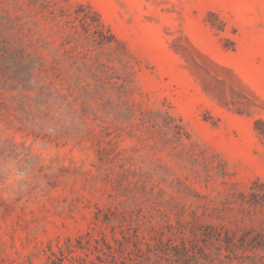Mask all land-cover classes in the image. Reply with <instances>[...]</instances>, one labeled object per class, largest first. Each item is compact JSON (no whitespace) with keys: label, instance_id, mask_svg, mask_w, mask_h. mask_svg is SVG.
Here are the masks:
<instances>
[{"label":"rangeland","instance_id":"1","mask_svg":"<svg viewBox=\"0 0 264 264\" xmlns=\"http://www.w3.org/2000/svg\"><path fill=\"white\" fill-rule=\"evenodd\" d=\"M0 264H264V0H0Z\"/></svg>","mask_w":264,"mask_h":264}]
</instances>
